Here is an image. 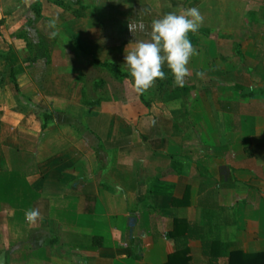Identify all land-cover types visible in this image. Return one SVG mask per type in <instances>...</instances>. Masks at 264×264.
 Instances as JSON below:
<instances>
[{"label": "crops", "instance_id": "obj_1", "mask_svg": "<svg viewBox=\"0 0 264 264\" xmlns=\"http://www.w3.org/2000/svg\"><path fill=\"white\" fill-rule=\"evenodd\" d=\"M89 1L101 8L76 17L71 0H0V257L230 264L236 251L264 253V0L75 3ZM135 1L145 30L133 34L123 19ZM102 5L120 27L101 24ZM191 7L204 22L171 97L156 84L135 101L129 89L101 99L93 77L88 87V69L115 66L111 51L125 58L154 19ZM35 19L56 33L39 57Z\"/></svg>", "mask_w": 264, "mask_h": 264}, {"label": "clouds", "instance_id": "obj_2", "mask_svg": "<svg viewBox=\"0 0 264 264\" xmlns=\"http://www.w3.org/2000/svg\"><path fill=\"white\" fill-rule=\"evenodd\" d=\"M203 22L204 17L197 7L188 8L180 14L170 12L152 21L149 40L135 41L131 51L127 48L124 67L132 78V86L137 94L146 93L157 79H166L163 70L165 65L174 77L175 84L180 87L185 85V79L189 76L188 64L195 54L188 35L197 33ZM128 27L133 34L145 30L142 20L133 21ZM55 35L53 32L52 36ZM204 75V72L197 73L200 78ZM39 216L40 212L34 208L25 213V219L30 223L36 222ZM0 264H4L2 257Z\"/></svg>", "mask_w": 264, "mask_h": 264}, {"label": "rangeland", "instance_id": "obj_3", "mask_svg": "<svg viewBox=\"0 0 264 264\" xmlns=\"http://www.w3.org/2000/svg\"><path fill=\"white\" fill-rule=\"evenodd\" d=\"M59 3L61 2H57L55 4L59 5ZM63 5L65 4V2H62ZM71 6L70 4H67L72 11V14L75 15L76 17H78L79 15H84L86 14V11L88 9H94L96 10L99 5L101 3H93L91 5L90 1L87 2V6H83V5H77L75 3V0H71ZM130 3L129 0H117L115 2V5L119 6V10H125L128 9V4ZM136 5H138V1L134 2V7L131 9V14L129 15L130 17H125L123 20H125L126 25H128L129 23L133 22V21H138L139 19V15H138V7H135ZM74 6V7H73ZM101 6V5H100ZM101 8V7H99ZM105 9V12L102 11L99 15H102V17L99 18V20H102L101 24L106 27V26H110V27H120L119 22L123 21L121 19V17L117 16V14L112 13V12H107V8L106 5H102V9ZM121 12V11H119ZM127 12V10H126ZM98 12H94V14L96 15ZM68 16V15H67ZM141 20V18L139 19ZM35 26L38 28V31H36L33 35L29 36V38L32 40H34L36 43L33 44V47H31V53L32 55L39 57V56H44L46 55V50L43 49V41H47V43H52L54 40V37L52 36V33L50 34H46L43 32V28L48 24V22L46 21H40L35 19L34 20ZM110 37V39L114 40L117 39L118 37H120V34H116V33H111L110 35H108ZM117 37V38H116ZM48 43V44H49ZM112 54V60L115 62V66L108 68V67H101V66H97L95 67L94 70L88 69L86 75L88 77V87L91 86L92 84V77L93 80H97L100 82H97L96 84L99 85V95H101V99H110V100H114L116 99L121 93L123 92H127L128 94V89L131 90V93L128 94L129 98L132 101L138 100L140 98V95L137 94L132 86V78L130 77L128 70L124 67V63H125V58H123L121 56V51L120 50H114L111 51ZM123 72H125L126 74H128V77H123L120 76L123 74ZM172 76L170 73H166V79H163V81L159 80L157 83H154V85L156 84L158 86V88L160 87V89L163 91V95L169 98L171 97V92H172V87H171V80ZM154 85L143 95H145L146 97H148L149 95H153L154 94ZM186 95V94H185ZM157 99V98H156ZM149 100V98H148ZM44 105V104H43ZM5 264V261H4ZM8 264V263H7Z\"/></svg>", "mask_w": 264, "mask_h": 264}, {"label": "trees", "instance_id": "obj_4", "mask_svg": "<svg viewBox=\"0 0 264 264\" xmlns=\"http://www.w3.org/2000/svg\"><path fill=\"white\" fill-rule=\"evenodd\" d=\"M63 6L65 7V9L71 10V8L68 5L64 4ZM37 11L38 13L41 12V6H38ZM180 258H181L180 255H174L170 257L167 264H175L179 260H181ZM230 264H264V253L246 254L242 251H236L233 252L231 255Z\"/></svg>", "mask_w": 264, "mask_h": 264}]
</instances>
